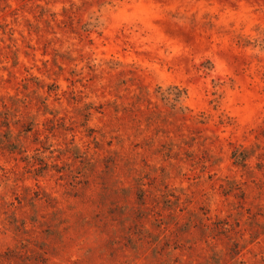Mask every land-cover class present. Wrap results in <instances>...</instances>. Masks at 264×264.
<instances>
[{
    "label": "rangeland",
    "instance_id": "obj_1",
    "mask_svg": "<svg viewBox=\"0 0 264 264\" xmlns=\"http://www.w3.org/2000/svg\"><path fill=\"white\" fill-rule=\"evenodd\" d=\"M0 264H264V0H0Z\"/></svg>",
    "mask_w": 264,
    "mask_h": 264
},
{
    "label": "trees",
    "instance_id": "obj_2",
    "mask_svg": "<svg viewBox=\"0 0 264 264\" xmlns=\"http://www.w3.org/2000/svg\"><path fill=\"white\" fill-rule=\"evenodd\" d=\"M184 95V91L178 89L177 87H171L161 94L163 100H165L168 104H170L173 108H177L181 103V99ZM182 108V107H181ZM233 158L235 162L239 165L246 166L247 162V155L245 152L239 154L235 152Z\"/></svg>",
    "mask_w": 264,
    "mask_h": 264
}]
</instances>
